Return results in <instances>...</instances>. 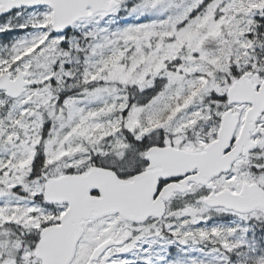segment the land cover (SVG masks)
Listing matches in <instances>:
<instances>
[{
    "label": "snow or ice",
    "instance_id": "1",
    "mask_svg": "<svg viewBox=\"0 0 264 264\" xmlns=\"http://www.w3.org/2000/svg\"><path fill=\"white\" fill-rule=\"evenodd\" d=\"M0 264H264V0H0Z\"/></svg>",
    "mask_w": 264,
    "mask_h": 264
}]
</instances>
